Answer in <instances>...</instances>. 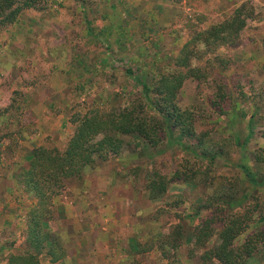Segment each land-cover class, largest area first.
Returning <instances> with one entry per match:
<instances>
[{
  "label": "rangeland",
  "instance_id": "rangeland-1",
  "mask_svg": "<svg viewBox=\"0 0 264 264\" xmlns=\"http://www.w3.org/2000/svg\"><path fill=\"white\" fill-rule=\"evenodd\" d=\"M72 2L73 0H70L68 4H63L62 1L61 6L55 7L58 11L59 8L69 9V12L74 11V14H77L71 18L72 24L66 23L64 27L65 43L70 45L74 40L76 44L80 42L82 52L89 51V45L95 51L101 48L100 46L104 47V38L107 41L111 36L109 38L108 34L99 36V30L93 32L94 27L98 28L106 20L94 18L91 24L82 10ZM82 6L86 9L84 4ZM252 6L255 15L247 21V27L241 32L240 43L236 46H217L211 53L200 47L197 55L190 59L191 66L198 69L200 76L185 80L178 93L180 106L190 107L195 114L196 131L205 141L207 152L203 154L204 151L194 147L191 140L179 139L177 132L172 131L164 132L162 141L153 148L140 149L141 151L137 150L135 153L125 148L123 154L99 162L95 168L101 171L100 180L103 181L104 189L95 193L91 203L95 204V209L99 206L108 207L103 216L107 219L99 217L108 230L104 234L95 231L93 237L100 236L104 242L107 240V248H103L97 256L90 255V245L85 242L86 249L81 251V257L77 258L73 257L75 249L72 248L71 238L68 241L69 248L63 241L67 257L72 256L73 264H132L133 259L144 264H166L167 261L162 258L157 248L160 234L167 233L170 226L178 222L188 226L198 223L199 218L209 210L200 209V217L194 220L189 214L193 213V207L205 203V198L213 193H217L221 198L227 194L226 192L232 193L234 196L232 200L235 202L233 208L251 202L259 211L264 210V138L261 136L264 120V53L262 44L256 43V37L251 34L252 31L260 29L255 25L258 13L255 6L253 4ZM106 7L111 8L107 3L101 6L102 10ZM34 11L42 10L34 9ZM184 12L181 9L182 16L187 14ZM196 18L188 15L184 18L187 28L186 40L190 38L192 32L204 28H196L198 26L195 23ZM107 20L111 23L117 22L118 19L111 17ZM133 29L135 27L130 25L129 31ZM129 35L130 48L126 51L124 61L116 59L112 63L98 66L71 65L65 63L67 50L63 48L64 52L56 55L57 60H54L57 61L56 64L45 62L38 66L37 72L46 76V83L57 82L66 86L68 91H64V94L62 92V96L68 100L66 110L68 120L72 115L83 114L90 108L106 110L123 106L129 98L134 99L139 96L140 86L123 71L124 67L139 69L150 87L162 74L179 70L173 64L179 49L173 47L168 50L170 53L162 54L164 49L160 53L162 63L152 65L151 56L156 57V51L152 50L154 46L153 39H150L152 35L150 33L143 36L141 33ZM50 38L56 40V45L62 41L60 37L58 39L56 33ZM136 47L138 49H135ZM67 55L71 56V51ZM214 55L219 57L214 59ZM50 57L53 58V55ZM223 80L230 85L233 105L227 107V104L223 103L222 106L226 111L218 114L211 108L209 97L215 92L216 83L224 84ZM28 83L31 84L32 81ZM238 92L244 93L243 104L236 99L235 93ZM252 96L254 99H251ZM253 111L257 112L253 134L246 140L249 115ZM71 128L73 129V126ZM256 155L260 158H255ZM243 165L256 175L258 180L256 185L247 180L241 168ZM134 166L139 169L132 171L131 168ZM153 169L168 176H172L173 172L179 169L185 176H192L191 182L182 177L174 179L160 199L150 200L143 188V181L144 176ZM193 172L196 174L192 175ZM85 178L83 176L82 180H69L67 187L75 188ZM89 178L93 183L95 177L91 175ZM258 213L254 214L255 219L248 230L237 240H243L252 230L264 232V219L256 220ZM113 220L117 222L112 224ZM256 221L258 223L254 225ZM91 248L93 252L96 250L92 246ZM186 248V245H182L177 249L173 264H196L195 257H187ZM42 264L47 263L42 261ZM249 264H264V240L258 246L256 254L249 260Z\"/></svg>",
  "mask_w": 264,
  "mask_h": 264
},
{
  "label": "trees",
  "instance_id": "trees-1",
  "mask_svg": "<svg viewBox=\"0 0 264 264\" xmlns=\"http://www.w3.org/2000/svg\"><path fill=\"white\" fill-rule=\"evenodd\" d=\"M51 2L52 0H0V35L25 10H44ZM253 15L254 8L246 0L224 19L192 32L175 56L173 64L179 70L162 74L152 87L147 84L139 69L124 67L123 71L140 86L139 96L129 98L123 106L106 110L90 108L83 114L72 115L69 121L73 129L62 148L40 145L27 154L25 163L20 165L16 176L18 185L34 201L25 215L26 249L8 254L6 264H41L42 258L47 259L50 264H67L66 247L53 228V222L61 215V207L57 205L56 198L68 191L69 180L83 179L85 168H94L99 162L119 156L125 148L133 153L153 148L162 141L164 132L176 131L179 139H189L194 147L204 151L203 154L207 152L205 141L196 131L194 112L190 107H181L178 102L179 90L185 80L200 76L198 69L190 64V59L197 55L200 47L211 53L217 46L238 45L241 32ZM261 44L264 53V36ZM218 57L214 55V59ZM222 82L224 84L216 83L215 92L209 97L211 108L218 114L226 111L223 103L227 107L233 105L230 85L224 80ZM235 96L240 104L244 103V93L238 92ZM256 115V111L249 115L246 140L253 134ZM262 127L261 136L264 138V120ZM255 158L259 159L260 156L256 155ZM241 168L247 180L256 185V175L245 165ZM138 169L137 166L131 168L132 171ZM195 174L196 172L192 173ZM180 177L191 182L192 176H185L179 169L172 176L153 169L144 176L143 188L150 200H157L167 191L169 183ZM226 193L223 197L228 198L227 200L213 193L205 198V203L193 207V213L189 214L192 220L200 217V209L209 210L199 218L198 223L188 226L178 222L170 226L167 233L160 234L157 248L167 261L166 264L174 263L176 251L182 245L187 246V257H195L196 264H249L264 240V232L252 230L243 240L239 241L237 238L248 230L255 219L254 214L259 210L251 202L233 208L234 196L230 192ZM260 219H264V210L258 213L256 220ZM132 264L144 263L133 259Z\"/></svg>",
  "mask_w": 264,
  "mask_h": 264
},
{
  "label": "crops",
  "instance_id": "crops-1",
  "mask_svg": "<svg viewBox=\"0 0 264 264\" xmlns=\"http://www.w3.org/2000/svg\"><path fill=\"white\" fill-rule=\"evenodd\" d=\"M62 1L63 4L70 2L52 0L45 10H25L0 35V264H6L8 254L26 249L24 221L34 201L18 185V168L25 163L27 154L34 147L61 148L72 131L66 114L68 100L62 96V92L64 94L67 90L66 86L57 82L46 83V76L37 72L38 66L45 62L56 64V55L64 52L63 48L67 50L65 63L71 65L98 66L116 59L124 61L126 51L130 48V33L152 35L150 39L154 41L152 50L156 51V57L151 56V64L159 65L162 63L160 53L164 49L162 54L170 53L168 50L173 47L180 50L187 41L185 16L197 17L196 28H205L227 17L246 0H73L72 4L82 10L91 24L94 18L106 20L98 28L94 27L93 33L99 30V36H111L107 41L104 38V47L100 46L95 51L89 45V51L83 52L80 42L76 44L74 40L71 44L69 42L70 45L65 43L64 27L66 23L72 24L71 18L77 14L69 12V9H55L57 5L61 6ZM249 1L258 13L255 25L260 27L251 34L256 37V43H261L264 36V0ZM103 3L111 8L102 10ZM181 9L187 14L182 16ZM111 17L118 19L117 22L110 23L107 19ZM130 25L135 29L129 31ZM55 33L62 40L58 45L55 44L56 40L50 38ZM137 47L135 49L143 48ZM69 51L71 56L67 55ZM29 81L32 83L29 84ZM100 172L95 167L85 168L86 178L80 181L81 184L75 188L68 187L66 193L56 198L61 215L53 222V228L67 248L71 238L72 248L75 249L73 257H81L80 252L86 249L85 242L90 245V255L97 256L103 248H107V240L104 242L100 236L93 237L95 231L104 234L108 230L103 220H99V217L107 219L103 216L108 207L99 206L95 209V204L91 203L95 193L104 189ZM91 175L95 177L93 183L89 181ZM116 222L113 220L111 223ZM91 246L96 249L94 252ZM42 261L50 264L47 259L42 258L41 264ZM65 262L73 264L72 256L66 257Z\"/></svg>",
  "mask_w": 264,
  "mask_h": 264
}]
</instances>
